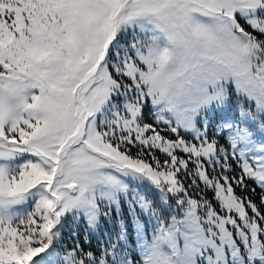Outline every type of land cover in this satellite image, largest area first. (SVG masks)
<instances>
[{
	"label": "snow or ice",
	"instance_id": "obj_1",
	"mask_svg": "<svg viewBox=\"0 0 264 264\" xmlns=\"http://www.w3.org/2000/svg\"><path fill=\"white\" fill-rule=\"evenodd\" d=\"M0 264H264V0H0Z\"/></svg>",
	"mask_w": 264,
	"mask_h": 264
},
{
	"label": "trees",
	"instance_id": "obj_2",
	"mask_svg": "<svg viewBox=\"0 0 264 264\" xmlns=\"http://www.w3.org/2000/svg\"><path fill=\"white\" fill-rule=\"evenodd\" d=\"M260 189L259 188H257L256 189V193L255 194H253V196L259 201V196H260ZM210 196H211V194H210Z\"/></svg>",
	"mask_w": 264,
	"mask_h": 264
},
{
	"label": "rangeland",
	"instance_id": "obj_3",
	"mask_svg": "<svg viewBox=\"0 0 264 264\" xmlns=\"http://www.w3.org/2000/svg\"><path fill=\"white\" fill-rule=\"evenodd\" d=\"M209 196H210V193H209ZM254 200H256L257 201V203H259V201L253 196L252 197ZM93 243H95V241H93Z\"/></svg>",
	"mask_w": 264,
	"mask_h": 264
}]
</instances>
